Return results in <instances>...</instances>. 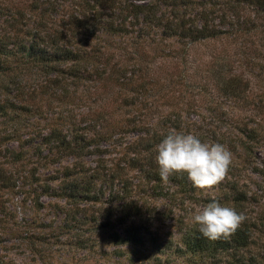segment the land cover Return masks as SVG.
I'll use <instances>...</instances> for the list:
<instances>
[{"label": "rangeland", "instance_id": "obj_1", "mask_svg": "<svg viewBox=\"0 0 264 264\" xmlns=\"http://www.w3.org/2000/svg\"><path fill=\"white\" fill-rule=\"evenodd\" d=\"M39 1L44 2V14L33 9L34 0H0V7L20 15L29 27L41 23L49 31H69L73 28L72 20L85 16L86 27L73 31H99L96 37L100 39L92 38L84 47L99 48L97 65L102 74L68 87L64 83L49 85L45 93L41 89L43 81L34 69L16 74L17 80L24 82L25 92L17 97L13 94L10 99L22 108L9 118L0 116V264H215L205 254L186 251L181 240L191 227H199L192 220L193 214L213 199L231 207L225 185L233 177L248 191L249 198L242 203L240 212L254 223L253 236L248 248L241 251L242 259L236 257L240 260L235 261L226 255L220 263L264 264V173L251 170L254 163L264 164V106L258 101L264 102V19L257 18L250 8H240L238 20L254 18L255 26L249 33L232 34L228 19L224 17L223 22L220 18L228 11L219 3L215 6L214 21L210 22L221 31L217 37L194 43L177 37L153 41L149 36L137 37L133 31H155L151 36L159 39L161 27L139 28L141 25L135 24L130 11L118 12L139 0ZM197 8L198 5L187 8L186 16L192 17ZM162 9L167 16L171 15L169 6ZM206 9L209 11V4ZM3 17L0 14V28L4 25ZM121 18L124 31L131 33L110 36L100 32L105 31L106 21ZM222 67L242 76L249 88L246 102H230L217 90L214 74ZM121 69L135 70L134 80L127 82L119 77ZM142 82L145 88L136 95L137 84ZM131 121L137 123L136 128H132ZM67 122L79 131L89 125L87 135L92 136L93 129H101L115 139L104 138L98 144L97 154L78 159L61 156L58 160L46 149L43 155L47 156L42 155L43 158L30 145L26 146L23 160L14 162L9 150H3L19 149L15 140L4 139L6 133L15 131L27 138L38 131L47 133L55 126L67 129ZM257 122L262 128V140L244 160V153L234 148L240 133L234 125L253 126ZM156 123L161 131L169 133L175 129L192 133L202 142L225 145L233 154V164L226 179L207 191H182L170 180L161 184L163 194L134 187L136 194L132 198L144 202L143 218L134 221L143 227V245L133 247L111 241V231L103 223L119 201L109 195L110 186L103 189L105 192L97 201L43 194L42 185L47 183L57 189L61 182L68 181L70 178H62L63 169L73 165L88 174L97 168L106 173V178L113 173L136 182L135 170L126 162L132 155L130 144L140 135L138 126ZM33 170L39 175L40 184H34ZM120 185L114 182L112 188ZM114 215L109 217V223L123 234L127 222H115Z\"/></svg>", "mask_w": 264, "mask_h": 264}, {"label": "trees", "instance_id": "obj_2", "mask_svg": "<svg viewBox=\"0 0 264 264\" xmlns=\"http://www.w3.org/2000/svg\"><path fill=\"white\" fill-rule=\"evenodd\" d=\"M48 1V0H47ZM94 2H99L94 0ZM222 3L225 6L223 10H227L221 15V20L224 22V17L230 22L233 27V32L241 31L249 33L250 29L255 26L254 18L243 19L239 21L240 8H250L257 18L264 19V0H139L138 3H132L130 7H122L118 12L124 10L130 11L135 24L139 28H146L150 26L161 27L158 31L159 39L153 38L151 34L155 31H133L137 37L149 36L153 41L160 40L161 38L177 37L188 39L189 43L198 42L202 39L214 38L219 35L216 25H213L215 14V6ZM206 4H209V11L206 9ZM44 2L34 0L33 9L38 13L44 14L46 10L43 7ZM198 5V8L192 15L185 14L187 8ZM200 5V7H199ZM162 6H169L171 15L167 16L163 11ZM125 8V9H124ZM128 9V10H127ZM20 12V11H19ZM209 12V13H208ZM0 14H4L3 27L0 28V116L10 117L12 112L16 109L22 108L11 101L10 97H15L24 94V82L20 79L17 80L16 74L22 73V70L30 68L34 69L38 78L43 82L41 83L42 93L46 92V87L49 85L58 86L62 83L63 86L77 85L90 77L102 74L98 69L97 61L100 57V50L95 46L86 49L84 44H89L90 39L96 37L99 31H73L78 27L85 28V16L75 18L72 20L73 28L70 26L69 31L46 29L45 25L37 23L35 26H27L23 24L21 16L12 13L6 7H0ZM209 14V18H208ZM211 14V18H210ZM254 16V17H255ZM235 18V20L233 19ZM237 18V19H236ZM234 21V22H233ZM133 24V23H132ZM124 18L119 21H106L104 23L105 31H100L105 35L117 36L131 33L132 31H124ZM235 31V32H234ZM135 70L126 71L121 69L118 73L119 77L123 80L130 82L133 81ZM217 80V90L221 95L225 96L232 101L248 98L249 88L244 82L242 76L237 73H232L229 68H218L214 74ZM145 88V83L137 84L135 89L136 95ZM245 101V102H246ZM260 106H264L262 100H258ZM134 103L132 99L131 104ZM132 128H136L137 123L131 121ZM68 128L63 129L59 127H51L47 133H32L27 138H22L17 135L15 131L6 133L4 139H12L17 142L19 149L14 151L5 147L3 150H9L12 161L17 162L23 160L25 157L26 146H32L33 152L37 156L46 157L43 155V150L46 149L47 153H53L60 160L63 156H72L80 158L87 154H97L99 150V143L101 140H109L114 137L109 133L102 132L101 129H93V135H87L89 125L81 128L79 131L71 122H67ZM259 122L256 125L248 126L247 123L234 128L240 131L234 141V148L240 149L244 153V160L251 153L253 146L260 144L262 138L259 137L260 128ZM140 135L138 139L130 144L132 155L126 160L129 168L135 170L134 174L137 181L133 183L121 177L120 174L114 176L113 173L109 174L110 177L106 178V173L94 168L91 173H87L81 168L65 167L63 169V177L70 178L68 181L61 182L56 188L47 184L41 186L43 194L53 196H64L70 200L77 198H87L88 200H99V197L104 194V190L110 186V193L115 200L119 201L115 206L114 212H109L106 217V222L103 226L108 227L111 231L109 234L111 241L115 244H131L133 247L143 245L145 236L141 232L140 225L136 224L135 219L141 220L145 214L142 210L144 202L140 199H133L136 194L134 192L136 187L138 190H153L152 192L162 193L161 177L159 175V166L156 162L158 152L156 146L168 134L167 131L159 129V123L155 125L142 124L137 127ZM177 128V127H176ZM92 131V130H91ZM37 138H39L37 140ZM118 138V137H116ZM115 139V138H113ZM34 140H36L34 142ZM22 148V149H21ZM238 154H240L238 152ZM43 155V156H42ZM62 156V157H61ZM43 157V158H44ZM53 160V159H52ZM56 160V159H55ZM118 166L119 163H117ZM253 165V166H252ZM251 170L256 173H264V164L261 166L252 164ZM121 168L118 167V170ZM34 184H40L39 175L35 170L31 173ZM52 180L57 178L51 177ZM231 179V178H230ZM169 180L175 184L182 191H190L194 189L192 182L187 178V174L173 175ZM120 183V187L112 188L113 184ZM225 185L231 199V207L237 212L241 211V205L249 198L248 191L242 184L234 177ZM36 186V185H35ZM104 189V190H103ZM39 199L36 198V204L39 205ZM113 210V209H112ZM113 214L117 223L127 222L123 229V234L114 230V227L109 223V217ZM254 223L249 219L246 220L240 229L229 239H220L218 241H211L204 238L198 228L191 227L182 237V244L186 251L193 254H205L210 259L214 260L215 264L220 263L221 257L229 255L230 259L238 261L242 259L241 251L248 248L252 242V232ZM153 245L156 244L155 239H151ZM236 257L240 259H236ZM229 264H234L228 261ZM224 264V263H223ZM236 264V263H235ZM240 264H242L240 262Z\"/></svg>", "mask_w": 264, "mask_h": 264}, {"label": "clouds", "instance_id": "obj_3", "mask_svg": "<svg viewBox=\"0 0 264 264\" xmlns=\"http://www.w3.org/2000/svg\"><path fill=\"white\" fill-rule=\"evenodd\" d=\"M159 175L165 183L173 175L187 174L193 186L211 190L228 176L232 152L223 144L202 142L192 133L171 130L156 146ZM200 234L211 241L229 240L248 220L244 212L213 199L192 216Z\"/></svg>", "mask_w": 264, "mask_h": 264}]
</instances>
